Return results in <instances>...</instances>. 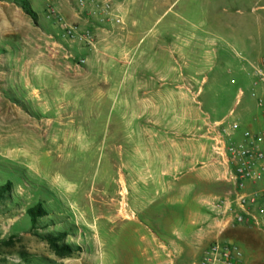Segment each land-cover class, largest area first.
Wrapping results in <instances>:
<instances>
[{
	"label": "rangeland",
	"instance_id": "374dc122",
	"mask_svg": "<svg viewBox=\"0 0 264 264\" xmlns=\"http://www.w3.org/2000/svg\"><path fill=\"white\" fill-rule=\"evenodd\" d=\"M223 20L264 37V0H0V264H191L218 239L264 264V221L218 207L214 121L264 134Z\"/></svg>",
	"mask_w": 264,
	"mask_h": 264
},
{
	"label": "built area",
	"instance_id": "2783aa9c",
	"mask_svg": "<svg viewBox=\"0 0 264 264\" xmlns=\"http://www.w3.org/2000/svg\"><path fill=\"white\" fill-rule=\"evenodd\" d=\"M67 26L70 34L76 33L74 26ZM253 74L255 79L252 81L251 96L263 107L264 97L257 87L261 84L264 88V58L254 65ZM244 94V89L240 88L237 103ZM225 123V119L214 121V149L217 161L223 166L225 179L235 188L233 201L236 208L232 202L222 199L218 204L219 210L225 216L232 215L234 223H244L253 218L260 224L264 221V150L261 146L264 134L246 130L243 139L236 142L232 140V135L240 130V124L234 121L225 126ZM250 184L260 187L249 192L247 187ZM191 264H242L241 252L233 243L218 239Z\"/></svg>",
	"mask_w": 264,
	"mask_h": 264
},
{
	"label": "crops",
	"instance_id": "0c3cea01",
	"mask_svg": "<svg viewBox=\"0 0 264 264\" xmlns=\"http://www.w3.org/2000/svg\"><path fill=\"white\" fill-rule=\"evenodd\" d=\"M239 25L244 28L245 33H243V29H241L239 33L228 34L227 30L232 28V23L225 20L219 22L217 26V32L223 36L224 40L228 42V45L215 49L216 57L220 59L222 64L225 63L228 69H231L233 72L242 73L245 79L248 81L247 84L249 90H251L252 81L255 79L253 74L254 65L258 64L260 60L264 58V37L259 34H249L246 32L247 29L245 28H249L251 25L248 20H241ZM259 25L263 27L264 23ZM257 89L259 94L264 97L263 86L260 84L258 85ZM257 107L258 109H256L254 112L258 114V123H261V121L263 122L264 120V114L262 115L259 109L263 107ZM247 130L257 133L256 130ZM245 131L246 129L244 128L242 135ZM262 144H264V139Z\"/></svg>",
	"mask_w": 264,
	"mask_h": 264
},
{
	"label": "trees",
	"instance_id": "16d2710c",
	"mask_svg": "<svg viewBox=\"0 0 264 264\" xmlns=\"http://www.w3.org/2000/svg\"><path fill=\"white\" fill-rule=\"evenodd\" d=\"M9 184H3L0 186V200L3 199L6 192L9 190ZM29 214L33 222H36L38 217H40L43 212L41 210V204H37L34 207L29 209ZM51 245L58 255L64 257L70 255L73 252V249L69 245L60 246L58 242L54 239L51 241Z\"/></svg>",
	"mask_w": 264,
	"mask_h": 264
},
{
	"label": "bare ground",
	"instance_id": "6f19581e",
	"mask_svg": "<svg viewBox=\"0 0 264 264\" xmlns=\"http://www.w3.org/2000/svg\"><path fill=\"white\" fill-rule=\"evenodd\" d=\"M126 191H124L123 192V194L125 193ZM125 204L123 205V208L121 209V213L123 214V215H125V216H127L128 217V213L126 212V208H125Z\"/></svg>",
	"mask_w": 264,
	"mask_h": 264
}]
</instances>
